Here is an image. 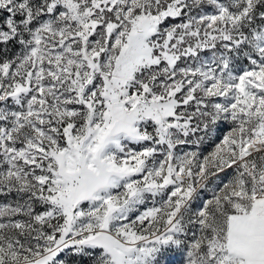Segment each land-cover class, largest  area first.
Returning a JSON list of instances; mask_svg holds the SVG:
<instances>
[{
  "label": "snow or ice",
  "instance_id": "snow-or-ice-1",
  "mask_svg": "<svg viewBox=\"0 0 264 264\" xmlns=\"http://www.w3.org/2000/svg\"><path fill=\"white\" fill-rule=\"evenodd\" d=\"M0 264H264V0H0Z\"/></svg>",
  "mask_w": 264,
  "mask_h": 264
}]
</instances>
